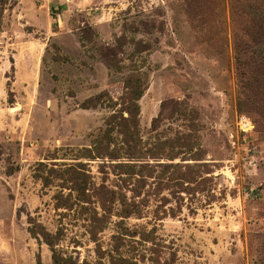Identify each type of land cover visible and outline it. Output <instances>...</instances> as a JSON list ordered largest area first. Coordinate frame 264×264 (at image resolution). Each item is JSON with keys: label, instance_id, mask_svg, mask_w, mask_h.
Wrapping results in <instances>:
<instances>
[{"label": "rangeland", "instance_id": "obj_1", "mask_svg": "<svg viewBox=\"0 0 264 264\" xmlns=\"http://www.w3.org/2000/svg\"><path fill=\"white\" fill-rule=\"evenodd\" d=\"M263 16L264 0H0V264H54L44 233L62 264H264V121L236 59Z\"/></svg>", "mask_w": 264, "mask_h": 264}, {"label": "trees", "instance_id": "obj_2", "mask_svg": "<svg viewBox=\"0 0 264 264\" xmlns=\"http://www.w3.org/2000/svg\"><path fill=\"white\" fill-rule=\"evenodd\" d=\"M248 34L251 43H241L237 45V64L240 83L243 87V97L240 104L243 108L247 105L256 107L258 114L264 121V64L257 60L252 54V48L258 45L264 39V16L251 19L248 25ZM250 52V54H248ZM140 77L136 80L129 79L127 89H130V103H128L127 111L129 117H134L138 114V101L143 96L142 84ZM88 102V101H87ZM84 108H91L86 102ZM123 120H126L123 118ZM254 123V122H253ZM255 125V124H254ZM34 235L33 231H30ZM46 243L52 248L54 264H62L61 258L56 254L53 247V238L50 234H42ZM38 264H41L39 261Z\"/></svg>", "mask_w": 264, "mask_h": 264}, {"label": "built area", "instance_id": "obj_3", "mask_svg": "<svg viewBox=\"0 0 264 264\" xmlns=\"http://www.w3.org/2000/svg\"><path fill=\"white\" fill-rule=\"evenodd\" d=\"M237 125L239 127V130L242 133H248V132L252 131L254 128L253 122L248 117H246L245 115H241L239 117Z\"/></svg>", "mask_w": 264, "mask_h": 264}]
</instances>
